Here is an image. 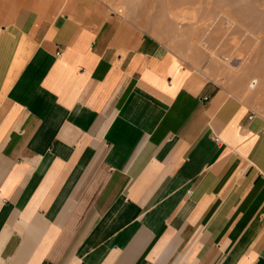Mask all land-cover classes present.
<instances>
[{"label":"crops","instance_id":"0c3cea01","mask_svg":"<svg viewBox=\"0 0 264 264\" xmlns=\"http://www.w3.org/2000/svg\"><path fill=\"white\" fill-rule=\"evenodd\" d=\"M0 264H264V116L94 0H0Z\"/></svg>","mask_w":264,"mask_h":264},{"label":"rangeland","instance_id":"374dc122","mask_svg":"<svg viewBox=\"0 0 264 264\" xmlns=\"http://www.w3.org/2000/svg\"><path fill=\"white\" fill-rule=\"evenodd\" d=\"M94 1L187 61L215 64L221 80L264 116V0Z\"/></svg>","mask_w":264,"mask_h":264},{"label":"built area","instance_id":"2783aa9c","mask_svg":"<svg viewBox=\"0 0 264 264\" xmlns=\"http://www.w3.org/2000/svg\"><path fill=\"white\" fill-rule=\"evenodd\" d=\"M252 83H253L252 86H254V85L256 84V81H253ZM250 117H251V116H250ZM215 139H217L216 136H215Z\"/></svg>","mask_w":264,"mask_h":264}]
</instances>
